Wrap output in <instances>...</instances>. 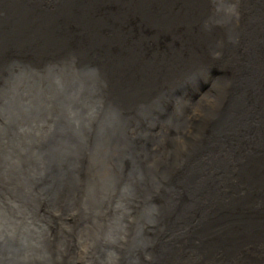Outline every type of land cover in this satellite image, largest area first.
I'll return each mask as SVG.
<instances>
[{
    "label": "bare ground",
    "instance_id": "6f19581e",
    "mask_svg": "<svg viewBox=\"0 0 264 264\" xmlns=\"http://www.w3.org/2000/svg\"><path fill=\"white\" fill-rule=\"evenodd\" d=\"M18 53L5 148L53 145L40 206L0 182V264H264V0H0ZM82 205L79 239L48 213Z\"/></svg>",
    "mask_w": 264,
    "mask_h": 264
},
{
    "label": "rangeland",
    "instance_id": "374dc122",
    "mask_svg": "<svg viewBox=\"0 0 264 264\" xmlns=\"http://www.w3.org/2000/svg\"><path fill=\"white\" fill-rule=\"evenodd\" d=\"M14 58H16V59L13 60L14 63L12 61L10 63V65L8 66V68L5 71H2V72L0 71V86H1L0 87V95L1 94L2 95L3 94L4 95L6 94V92L4 90L7 87L10 86L9 85V82L12 81V84H13V81H15L14 80L15 74H16V72H18V70L20 68L22 70H28V69H30V65H28L27 63H25L23 61V56H22L21 53H18V57L16 56ZM27 61L30 63V61L28 59H27ZM44 71H46V70H44ZM1 88H3V90H1ZM5 102H6V100H2L0 102V111H1L2 105ZM6 117L12 123H14V120L10 116H8L6 114ZM1 122L2 121H0V123ZM9 126H10V123H9ZM0 127H1L0 133L2 132V134H3V135H0V148H2V150L4 151L2 154H0V182L3 183L4 187L9 188L11 190H16V192L18 193V195H20V190L21 189L23 191L27 190V187H25L24 184H27L28 182H25V179H30V178H33V177H37V176H39L40 173H42V170L39 171L38 173L36 172V169L39 168V167H41V163L39 164V161H37L36 156L34 154H32V153L38 154V152H39V150L41 148H39V146H38L39 149H36L35 150V149H32L30 147V148H28V151H27L22 146H20L19 143H17L16 146L14 147L15 148L14 151L11 154H8L7 152L9 150L5 148V145L9 144L12 141V139H11L12 137H9V136L14 131L10 127L9 128H5L3 125H0ZM31 130H33L35 132L37 131L36 128L35 129L33 128ZM17 133H19V132H17ZM13 138H17V137H13ZM40 140L41 141H44L42 139H37V141H39V142H40ZM83 140H84V138H83ZM42 143H40V147H41ZM176 143L179 144L180 142H176ZM2 150L0 151V153L2 152ZM97 154L98 155H102L103 154V151L98 152ZM86 160H87V166H83V167L86 168L85 177L87 176L86 177V180L88 181V179L92 176V174H90V171L92 170L93 166H92V159L87 158ZM93 160H95V158H93ZM95 161H98V160H95ZM7 162L13 163L15 166L17 164H19L18 168L20 167V171L22 172V175H19V177H18V170L16 168L12 167V166L8 170V164H7ZM8 171L10 173H15L13 175V177L8 176ZM97 175L98 174L96 173V176ZM92 178H93V176L91 177V180H92ZM94 185H96V183ZM83 191H84V196H83V198H82L81 201L86 200L87 211H89L88 210V203H87V199L89 198L88 197L89 191H85V190H83ZM75 197H77V195ZM78 199H79V196L77 197L76 200L74 198L75 205L78 204ZM9 201L12 202V203H10ZM19 202L18 201L16 202V200L14 198H10V199H7V200L0 199V210H2V211L5 210L7 205H9V207L15 208V206H18ZM40 204H41V201L39 202V206H40ZM22 205H23V203H22ZM86 206L85 205H82L81 206V209L80 208L79 209H76V208L75 209H71L70 212H68V210H66V212H65V210L63 209V207L56 206L55 207V210L56 211H54V210L51 211L50 210V212L48 211V213H51L50 214L51 216H55V217L56 216H59L60 217V222L62 224V228L61 229H62L63 232H65L67 234V236H69V235L75 236L74 235V232L72 231L71 228H74V226L77 227V228H79L80 225H83V227H84L85 224L94 225V223L97 222V221H99V219H100L99 217L93 216V215L91 217H89V218H88V215H85V216L83 215L82 216V212L81 211L86 212ZM62 219H64L63 222H62ZM55 220L57 221V219H55ZM94 230L95 229L92 226H88L86 228V232H89L90 231L92 233ZM77 236H78V234H76V236L74 238L75 239H79L81 237L80 234H79L78 237ZM85 254H86L85 248L82 245H79L78 250H77V259H78V262H79L78 264H88L87 263L88 262L87 259H85L86 258V255ZM81 257H82V259H81Z\"/></svg>",
    "mask_w": 264,
    "mask_h": 264
},
{
    "label": "water",
    "instance_id": "95a60500",
    "mask_svg": "<svg viewBox=\"0 0 264 264\" xmlns=\"http://www.w3.org/2000/svg\"><path fill=\"white\" fill-rule=\"evenodd\" d=\"M1 90H3V88H1ZM5 104V103H4ZM4 104L2 105V107H1V111H0V113L2 114V116L10 123V128L14 131V128L12 127V125H14V123H12L10 120H8L6 117H5V115L7 114V111H6V109L4 108ZM5 107H7V105L5 106ZM0 130H1V127H0ZM13 133H15V132H13ZM12 133V134H13ZM96 140H93L92 142H90V145L92 146V148H96ZM52 145L53 144H51V142H47V141H43V143H42V145H41V149H42V152H43V154L44 153H46L47 152V154L48 155H50L51 156V154L49 153V151H51V149H52ZM48 175H49V173L48 172H45L44 173V177H48ZM24 186H26L25 184H24ZM21 191L22 192H24L23 194L24 195H28V194H31V193H33L34 194V197L32 198V200H33V202L37 205V204H39V202L41 201V197H40V195H39V188H38V185L35 183V186L33 187V189L32 190H30V191H27V190H25V191H23L22 189H21ZM20 196V195H19Z\"/></svg>",
    "mask_w": 264,
    "mask_h": 264
}]
</instances>
